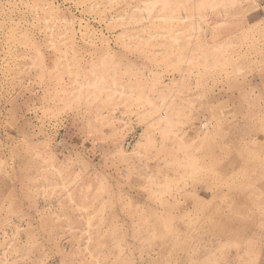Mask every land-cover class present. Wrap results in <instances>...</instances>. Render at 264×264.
<instances>
[{"label":"rangeland","instance_id":"374dc122","mask_svg":"<svg viewBox=\"0 0 264 264\" xmlns=\"http://www.w3.org/2000/svg\"><path fill=\"white\" fill-rule=\"evenodd\" d=\"M261 173L264 0H0V264H264Z\"/></svg>","mask_w":264,"mask_h":264},{"label":"bare ground","instance_id":"6f19581e","mask_svg":"<svg viewBox=\"0 0 264 264\" xmlns=\"http://www.w3.org/2000/svg\"><path fill=\"white\" fill-rule=\"evenodd\" d=\"M222 171H223L222 173H226V172H228V167L223 166ZM260 172H262V171H260ZM262 173H263V172H262ZM262 173H261V174H262ZM259 174H260V173H259ZM244 175H245V173H244ZM253 176H255V175L253 174ZM257 176H258V175H257ZM262 176H263V174H262ZM238 177H240V176H238ZM249 177H250V176H249ZM263 177H264V176H263ZM244 178H245V177H244ZM247 178H248V176H247ZM250 178L253 179L254 177L251 176ZM250 178H249V179H250ZM237 179H238V178H237ZM240 179H241V178H240ZM245 179H246V178H245ZM243 180H244V179H243ZM262 180H263V179H262ZM247 181H248V180H247ZM249 181H250V180H249ZM234 182H235V181H234ZM256 182H257V181H256ZM235 183H236V182H235ZM233 186H234V185H233ZM204 202H205V201H204ZM203 206H204V205H203ZM203 208H204V207L201 206V209H203ZM207 212H208V211H207ZM214 212H215V211H213V213H214ZM211 213H212V212L210 211V212H209V217H210Z\"/></svg>","mask_w":264,"mask_h":264}]
</instances>
